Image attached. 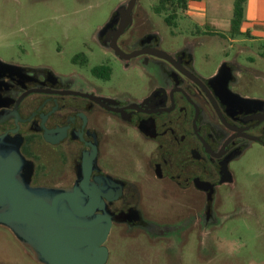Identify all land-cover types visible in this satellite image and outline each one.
I'll return each mask as SVG.
<instances>
[{
    "label": "flooded vegetation",
    "instance_id": "1",
    "mask_svg": "<svg viewBox=\"0 0 264 264\" xmlns=\"http://www.w3.org/2000/svg\"><path fill=\"white\" fill-rule=\"evenodd\" d=\"M72 1L61 16L85 30L107 2ZM150 2L119 0L103 12L69 43L64 70L0 58V137L31 165V186L87 183L93 207L111 222L107 240L140 238L158 246L164 264H183L192 245L197 258L218 256L233 234L226 225L248 204L237 174L264 147V89H251V78L264 81V72L251 58L243 66L227 56L209 72L210 32L190 10L196 1L184 10L177 0ZM178 16L193 26L176 40ZM234 49H255L264 62L262 45Z\"/></svg>",
    "mask_w": 264,
    "mask_h": 264
},
{
    "label": "rangeland",
    "instance_id": "2",
    "mask_svg": "<svg viewBox=\"0 0 264 264\" xmlns=\"http://www.w3.org/2000/svg\"><path fill=\"white\" fill-rule=\"evenodd\" d=\"M119 0H107L104 6L92 15L86 24V30L96 23L103 12L112 9ZM152 0L149 3H155ZM258 3L259 14L252 13V7ZM100 3V2H99ZM234 0H200L199 14L202 16L209 36L206 51L210 56L208 64L204 65L209 72L217 63L227 57H235L241 65L248 66V58L254 60L252 67L264 72V62L259 60L258 52L249 50L247 53H235V43L240 46H264V23L250 24L249 34L252 43L245 36L236 37L231 43L229 25L232 18ZM146 5V2H145ZM148 5V7H149ZM73 7L72 0H0V58L22 60L34 63L43 60L53 67L66 69L72 54V46L86 32L77 28L78 21L63 18L69 15ZM248 14L244 17L242 30L249 26L245 22L264 18V0H247ZM162 34L167 37L168 28L161 16L153 18ZM176 28L172 29L175 38L181 36L193 24L183 16H178ZM260 22V21H258ZM255 28V29H254ZM216 33V34H214ZM64 35L69 39L62 56L56 55L57 43H62ZM72 46H70V44ZM255 43V44H253ZM255 48V47H254ZM251 89L258 92L264 89L261 77L251 78ZM259 171V172H258ZM238 182L246 192L245 204L239 211L235 221L228 222L231 236L222 242V249L213 258L207 255L197 258L194 245L188 247L183 258V264H264V147L254 148L238 169ZM251 203V205H249ZM108 261L106 264H164L163 252L158 246H149L140 238L111 237L106 241ZM0 264H39L30 253L16 240L12 233L0 226Z\"/></svg>",
    "mask_w": 264,
    "mask_h": 264
},
{
    "label": "water",
    "instance_id": "3",
    "mask_svg": "<svg viewBox=\"0 0 264 264\" xmlns=\"http://www.w3.org/2000/svg\"><path fill=\"white\" fill-rule=\"evenodd\" d=\"M30 172L18 147L0 137V226L39 264H106L111 222L93 207L89 185L33 187Z\"/></svg>",
    "mask_w": 264,
    "mask_h": 264
},
{
    "label": "trees",
    "instance_id": "4",
    "mask_svg": "<svg viewBox=\"0 0 264 264\" xmlns=\"http://www.w3.org/2000/svg\"><path fill=\"white\" fill-rule=\"evenodd\" d=\"M189 0H177V9L184 10L187 8ZM190 1H199V0H190ZM245 3L246 0H234L233 3V9H232V18L230 20V27H229V34L231 38H236L239 36H243L241 32V26L244 22V12H245ZM247 37L249 38L250 36L248 33H246ZM264 56V55H263Z\"/></svg>",
    "mask_w": 264,
    "mask_h": 264
},
{
    "label": "crops",
    "instance_id": "5",
    "mask_svg": "<svg viewBox=\"0 0 264 264\" xmlns=\"http://www.w3.org/2000/svg\"><path fill=\"white\" fill-rule=\"evenodd\" d=\"M199 2H200V0L199 1H196V2H194L192 5H191V7H190V10L192 11V12H199ZM255 6H253L252 7V13H255L256 15H258L259 14V8H258V3L257 2H255V4H254ZM246 8H248L247 7V0H246V3H245V12H244V17H245V15L247 16V14H248V9H246ZM258 21H260V22H258ZM246 24H248L249 26H247L246 27V30L245 31H243L242 30V26H241V32H250L251 33V31H249V30H252V28H250V24L249 23H251L252 25L254 24V25H256V23H264V18H260V19H253V20H249L248 22H245ZM243 25V24H242ZM253 25V26H254ZM230 27V26H229ZM255 29V28H254ZM253 31V30H252Z\"/></svg>",
    "mask_w": 264,
    "mask_h": 264
}]
</instances>
